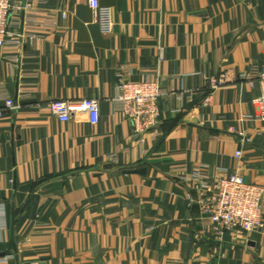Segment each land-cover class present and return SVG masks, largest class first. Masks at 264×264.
I'll return each instance as SVG.
<instances>
[{
    "label": "crops",
    "instance_id": "crops-1",
    "mask_svg": "<svg viewBox=\"0 0 264 264\" xmlns=\"http://www.w3.org/2000/svg\"><path fill=\"white\" fill-rule=\"evenodd\" d=\"M100 3L111 8L110 33L89 0H48L57 25L0 54V92L18 103L0 118V199L10 221L0 264H264V227L219 237L192 189L199 167L264 187V119L254 103L264 0ZM155 67L169 93L159 100L157 139L149 133L142 143L114 98L119 73L140 80ZM222 73L229 82L211 88ZM56 98L98 99L99 122L60 121L48 106Z\"/></svg>",
    "mask_w": 264,
    "mask_h": 264
},
{
    "label": "built area",
    "instance_id": "built-area-1",
    "mask_svg": "<svg viewBox=\"0 0 264 264\" xmlns=\"http://www.w3.org/2000/svg\"><path fill=\"white\" fill-rule=\"evenodd\" d=\"M47 3L48 0H0V54L7 46L19 48L25 42L44 37L57 25V17L48 11ZM89 4L99 10L103 32L110 33L113 29L111 8L102 5L100 0H89ZM163 54L164 48L160 47V59ZM7 60L13 66L21 62L18 55L9 56ZM256 69L262 92L254 103L259 106L264 119V66ZM118 76L114 100L118 109L132 123V138L143 143L146 135L152 133V138L156 140L159 132H155V127L161 115L159 100L169 93L160 80L159 68L145 70L140 80H126L122 73ZM228 82L226 73L209 78L211 88L221 87ZM250 84L254 85V81H250ZM3 88L0 79V91ZM0 95L4 96L6 104L5 108H0L1 118L6 110L16 109L18 103L4 91ZM209 101L207 97L204 104ZM48 106L52 114L63 122L70 121L78 114H86L92 124L99 122L100 104L96 98H56ZM241 155L242 151L238 150L236 156ZM110 159L117 160V156L111 155ZM204 170V167H199L193 173L192 189L198 192L196 202L209 216L219 237L228 233L245 236L264 227L263 186L247 181L239 173L209 177ZM9 227L7 206L0 199V241L6 238Z\"/></svg>",
    "mask_w": 264,
    "mask_h": 264
},
{
    "label": "water",
    "instance_id": "water-1",
    "mask_svg": "<svg viewBox=\"0 0 264 264\" xmlns=\"http://www.w3.org/2000/svg\"><path fill=\"white\" fill-rule=\"evenodd\" d=\"M137 171H140L142 169H136ZM15 225H16V219L14 216V212H12V217H11V241L13 243L14 249H15V258L17 261H19V257H18V241L19 238L18 236L15 234Z\"/></svg>",
    "mask_w": 264,
    "mask_h": 264
}]
</instances>
